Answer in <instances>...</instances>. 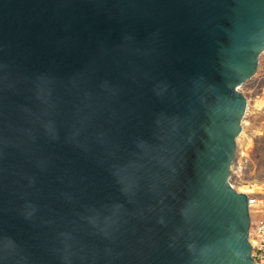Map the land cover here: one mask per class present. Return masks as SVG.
<instances>
[{
    "label": "water",
    "instance_id": "obj_1",
    "mask_svg": "<svg viewBox=\"0 0 264 264\" xmlns=\"http://www.w3.org/2000/svg\"><path fill=\"white\" fill-rule=\"evenodd\" d=\"M263 52L264 0H0V264H254Z\"/></svg>",
    "mask_w": 264,
    "mask_h": 264
},
{
    "label": "rangeland",
    "instance_id": "obj_2",
    "mask_svg": "<svg viewBox=\"0 0 264 264\" xmlns=\"http://www.w3.org/2000/svg\"><path fill=\"white\" fill-rule=\"evenodd\" d=\"M238 91L246 98L247 106L241 124L244 132L239 140L236 138L229 183L237 192L243 185L261 186L260 192L250 194L256 200L249 211L253 223L264 220V52L258 58L255 74Z\"/></svg>",
    "mask_w": 264,
    "mask_h": 264
},
{
    "label": "built area",
    "instance_id": "obj_3",
    "mask_svg": "<svg viewBox=\"0 0 264 264\" xmlns=\"http://www.w3.org/2000/svg\"><path fill=\"white\" fill-rule=\"evenodd\" d=\"M249 211L256 206L253 195H248ZM248 241L251 245V257L254 264H264V220L251 223L248 231Z\"/></svg>",
    "mask_w": 264,
    "mask_h": 264
},
{
    "label": "bare ground",
    "instance_id": "obj_4",
    "mask_svg": "<svg viewBox=\"0 0 264 264\" xmlns=\"http://www.w3.org/2000/svg\"><path fill=\"white\" fill-rule=\"evenodd\" d=\"M244 131L241 130L240 134L238 135L239 137L242 136ZM237 137V139L239 138ZM239 140V139H238ZM248 144H249V140H248ZM240 192H243L245 194L250 195V194H254V193H258L261 191V186L257 185V184H251V185H243L241 187H239Z\"/></svg>",
    "mask_w": 264,
    "mask_h": 264
}]
</instances>
